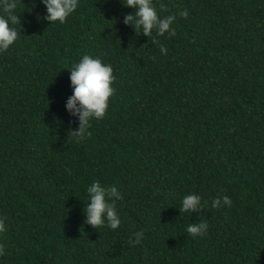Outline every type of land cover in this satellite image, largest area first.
Here are the masks:
<instances>
[{
    "label": "trees",
    "instance_id": "trees-1",
    "mask_svg": "<svg viewBox=\"0 0 264 264\" xmlns=\"http://www.w3.org/2000/svg\"><path fill=\"white\" fill-rule=\"evenodd\" d=\"M153 2L177 14L174 36L124 24L122 0H80L64 23L17 0L21 34L0 52V264H264V0ZM84 54L112 65L115 91L77 142L64 105ZM93 180L122 194L116 229L84 222ZM192 192L207 207L180 213Z\"/></svg>",
    "mask_w": 264,
    "mask_h": 264
},
{
    "label": "clouds",
    "instance_id": "clouds-1",
    "mask_svg": "<svg viewBox=\"0 0 264 264\" xmlns=\"http://www.w3.org/2000/svg\"><path fill=\"white\" fill-rule=\"evenodd\" d=\"M45 6L46 15L43 19L53 22L64 23L70 14L80 6V0H40ZM123 5L135 9L123 16L124 24H131L136 32H143L149 36L155 30L157 35L163 36L167 33L174 36L176 29L172 27L177 14L161 16L153 0H122ZM163 7V5H161ZM17 0H0V52L7 51L18 39L20 32L14 26L20 24L17 15ZM181 17L189 15L187 9L178 13ZM39 18V14H38ZM139 29V31H137ZM161 53H166L167 48L160 45ZM72 94L67 97L65 110L69 116L78 118L79 126L74 130V137L79 141L86 133L93 119H102L108 108L109 98L115 89L112 82L113 67L105 63L99 56L84 54L70 70L69 75ZM88 201L83 208L84 222L93 228H99L107 224L108 227L116 229L121 224V218L115 207V201L122 198L116 185L105 186L99 180H93L87 187ZM200 194L192 192L183 195L180 201L179 212H200L207 207V201H203ZM231 198L228 195L217 196L211 202V207L220 208L230 205ZM209 225L206 220L186 225V232L193 237L204 235ZM6 231L5 219L0 217V233ZM135 239L130 243H139L143 232L133 233ZM6 245L0 242V256L5 254Z\"/></svg>",
    "mask_w": 264,
    "mask_h": 264
}]
</instances>
